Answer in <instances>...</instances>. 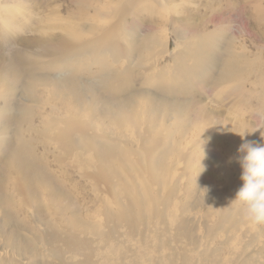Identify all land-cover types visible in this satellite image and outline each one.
Returning a JSON list of instances; mask_svg holds the SVG:
<instances>
[{
  "label": "rangeland",
  "instance_id": "obj_1",
  "mask_svg": "<svg viewBox=\"0 0 264 264\" xmlns=\"http://www.w3.org/2000/svg\"><path fill=\"white\" fill-rule=\"evenodd\" d=\"M162 1L152 0L142 7L128 9L129 13H121L118 9L121 3L125 5V0H0V183L9 189L0 191V264H67L59 261L53 250L62 251L64 261L71 252H79L74 264H264V224H249L253 233H262L258 237L239 232L236 239L221 243L210 238L209 244L216 249L205 256H200L193 239L178 235L175 228L178 215L191 214L200 223L195 224L196 231L189 225L187 231L206 236L210 218L218 206L229 201L232 191L223 179L222 161L213 166L214 151L239 155L238 149L245 141L264 145V97L259 96L264 91V78L253 75L260 66L264 72V0H173L174 5H165L160 11ZM103 7L116 10L101 20L95 10ZM93 24L101 29L92 32ZM186 24L200 33L205 29L209 36L219 39L216 54L225 53L223 49L229 47L239 54V62L250 60L243 66L248 69L249 81L227 84L224 88L216 86L218 70L213 68L207 71L205 82L191 81L185 90H178L174 99L184 96L182 91L189 92L185 96L192 102L190 115L201 111L191 124L188 118L182 119L188 130L183 139H178V147L192 153L182 161L190 173L177 172L180 177L173 182L172 190L166 189L163 205H154L146 199L149 201L146 207L142 202L138 212L144 217L140 223L135 226L117 223L112 214L118 206L134 203V197L121 192L124 190L118 177L114 180L118 182L115 187L101 176L98 167L102 163L94 151L80 149L66 154L49 136L43 135L42 129L45 130V123L60 124L72 114L78 115V128L73 135L78 129L82 133L84 129L79 127L88 118L93 126L114 132L106 124L100 125L99 113L93 117L86 114L92 106L101 109L109 95L101 85V68L106 65L110 72L116 69L122 72L130 67L134 80L131 89L147 88L153 76L172 74L176 53L183 52L185 45V39L179 38L177 32ZM110 28L117 31L111 41L121 45L117 51L123 57H126L124 45L130 44L129 36L133 39L131 49L133 44L140 46L147 39L159 41L155 54L148 50L151 53L145 51L142 57L135 52L130 63L127 58L119 64L111 62L106 49L99 56L78 54L83 44L94 41ZM187 36L192 40L193 34ZM222 37H230L234 42L228 43ZM165 41H168L166 52L162 45ZM99 57L104 62L101 65ZM16 72L21 75L14 92L2 95L5 79H12ZM65 78H74L75 83ZM29 81L36 86L31 94L24 91ZM88 87L93 90L88 91ZM233 88L244 90L243 96L228 94ZM250 92L258 96L251 99L247 96ZM144 104V112L150 114V106ZM195 123L198 124L193 127ZM178 124L169 121L167 130L174 131L172 135L180 133ZM131 129L130 137L140 133L139 128ZM88 134L92 136L94 131L88 130ZM200 137L202 141H212L213 147L210 163L202 170L196 159L198 151L194 149ZM21 147L30 152L32 164L13 161ZM24 170L27 174L22 173ZM32 176L37 180H32ZM16 180L30 186L37 197L26 203L20 200L13 189ZM137 182V186L142 184L141 180ZM151 188L163 193L158 186L152 184ZM138 191L142 199L146 198L144 190ZM175 209L181 212L172 213ZM97 220L103 225L100 241L92 235L97 229L93 222ZM73 224L80 229L76 237L80 249L69 244Z\"/></svg>",
  "mask_w": 264,
  "mask_h": 264
},
{
  "label": "bare ground",
  "instance_id": "obj_2",
  "mask_svg": "<svg viewBox=\"0 0 264 264\" xmlns=\"http://www.w3.org/2000/svg\"><path fill=\"white\" fill-rule=\"evenodd\" d=\"M151 1L152 0H125V5H122L121 3V7L118 9V12L121 11V13H129L130 10L128 9L142 7L145 3H150ZM162 2L163 3L160 4L161 6L159 7L160 11L163 10L165 5L170 6L175 3L173 0H163ZM117 7L118 4L116 3V7L114 8L117 9ZM116 9L110 10L109 8H106L105 10L103 7L100 9L96 8L95 12L101 20H105L107 17L104 15L107 16L109 13H112L113 15V11ZM115 15L119 14L117 13ZM94 25L95 24L91 26L92 28L94 27L92 32H98L101 29L100 27L98 28L100 25L96 24L98 25L97 27ZM119 26L123 28L121 24H119ZM113 30L114 29L112 28L103 30L102 36L98 38L96 36L94 41L90 40L91 42L88 44H83L82 48H79L82 51L78 54L83 55L84 53H90L92 55L96 54L99 56L101 55V51L106 49L110 52V59L113 64L123 63V60H128V62L133 60L135 52L142 55V57L144 54L143 52L148 50H153V53L155 54L159 41L153 42L147 39L144 40V44L140 46L136 45L134 47L133 44L131 49L130 44L133 43V39L131 38L132 36H129L128 42L130 44L124 45L126 57H123L117 51L121 45L118 43L113 44L111 41L112 36L117 34V31ZM246 30L251 33L248 27H246ZM89 31L91 32V29ZM164 32V34H166L167 29H164ZM187 34H193L192 40H188ZM177 35L179 38L185 39V45L183 52L178 54L176 53L172 74L167 75V73L163 72L164 75L162 76H153L148 81L147 88H143L139 91L131 89L132 87L130 86L134 80L132 79L131 72L133 69L131 68L130 70V67L124 69L122 72L119 71L120 69L110 72L106 65L101 68V71L99 72L101 85L107 88L106 92L109 95L103 100L101 109H97L96 106H92V108L87 110L86 114H90V116L93 117L96 113H99L100 125L104 126L106 124L107 128H111L114 132H107V129H102L99 125L93 126L94 123L89 121L91 118H88V121H86L87 123L80 122V124L84 123L79 127L84 129L82 133H80V129H78L75 132V135H73L74 131L78 128L76 124L78 121V115L72 114H69L66 120H63V123L61 122L60 124H54L48 120L50 123H45V130L42 129L43 135L46 137L49 136V140L55 141L60 149L66 154L80 149L94 151L96 157L102 163L101 166L98 167L101 169V176L104 175L107 180L111 182L110 185L115 187L118 186V182H115L114 180L118 177L120 186L123 187L124 190L121 192L127 196L132 195L134 197V203L129 206H118L117 210L112 214L111 218L117 223L125 222L132 226L140 223L144 217V214H139L138 212L142 202L146 207H149V201L146 199L151 200V203L154 205H163V201L165 200L163 195L166 193V189L172 190L173 182H176L182 173L183 175H188L190 173V171H187V165H184L182 161L189 158L192 153H188L184 149L179 148L178 139H183L186 135L185 131L188 130V124L185 121L182 122V119L188 118L187 121H190L191 124L192 120L194 122V120L199 117L201 111H199L198 115H190L189 108H191L192 102L187 96H185L189 92L182 91V95L184 96H178V99H174V96L178 95V90H185V85L191 81L205 82L207 71H211L213 68H215L216 72L218 70V74L215 77L216 81L214 82L216 86H222L224 88L227 84H237L238 81H249V77L246 76L248 69L243 66L244 64L249 63L250 60L244 59L239 62V60H237L239 54H235L236 50L229 47L223 49L225 53L216 54V49L220 47V40H215V38L209 36L205 29L202 30V33H200L198 30L193 29L191 25L186 24V26L179 28ZM167 38L168 37H166V40ZM222 38L227 40L228 43H231L232 41L234 42V39L230 37L227 39L225 37ZM162 45L164 52H166L168 49V41H165ZM185 50H188V52H185ZM148 53H151V51H148ZM163 53H161V55ZM72 55L74 56L75 54ZM71 56L69 55L68 57L70 58ZM98 63L101 65L104 62L100 58ZM261 68L262 67L260 66L256 71L257 75L253 74L256 78L257 76L261 79L264 78V72ZM110 73L112 76L111 78ZM20 75V73L16 72L14 77H11L12 79H5L3 83L5 91L2 95L9 93L12 94L14 92ZM249 75H251V73ZM74 78L65 79L71 84H74ZM125 84L129 85L126 87L124 86ZM25 85L24 91H30V94L33 92L32 89L36 87L33 81H29ZM87 90L91 92L93 88L88 87ZM151 90L154 92H150ZM243 92L244 90L241 88H233V90L228 94L243 96ZM128 94L129 96L125 97ZM247 96L252 99L258 96V93L256 94L250 92ZM259 96L264 97V91ZM122 97H125V99ZM142 101L146 102L147 106H150V114L144 112L145 104ZM169 121H172L175 124L179 123L177 127L181 130L180 133L172 135L174 131L170 133L169 130H167V123ZM197 124L198 123H195L193 127L197 126ZM131 128L140 129V133L137 132L134 138L130 137V134L133 133ZM88 130L94 131V134H92V136L89 135ZM201 139L202 137L199 138V142L196 143L194 149L198 151L196 159L201 163L202 170L206 169L210 163L209 153L213 147L211 146L212 141L203 140V142ZM202 142L207 143V147H204L201 144ZM30 156V152L24 147H21L19 152L14 154L15 159L13 161L21 160L20 164L23 165L26 161L32 164V162L29 161L31 160ZM213 156L214 167L220 161L223 163V166H220L222 169L221 173L226 184L230 187V191H232L228 196L230 198L229 201L220 207L218 206L215 215L210 218L211 220L208 225L209 228L207 229L206 236L201 235L200 233L195 234L194 232L193 234L187 231L188 225L193 226L194 231H196V226L200 223L199 218L191 216V214L181 213L175 220L177 234L193 239V241L198 245L197 250H199L198 253H200V256L208 255L216 249L209 244L210 238L214 240L217 238L218 242L221 243L228 239H236L237 233L239 232L248 233L252 237H258L262 234L256 232L253 233L252 231L254 230L250 227V222H246L242 218L239 206L236 204H230V201L235 199L236 191L242 186V181L240 180L242 169L239 163H237L234 159L238 155L232 154V152H225L224 155H222L219 152L214 151ZM27 172L28 171L24 170L22 173L27 174ZM29 172L32 173L31 167ZM177 172L180 175H178ZM33 177L34 176H32V180H37L35 179L36 175L34 179ZM140 180L142 184L137 186V184H139L137 181ZM29 183L31 184V182ZM23 184L24 183L16 180L13 189L20 196V200L25 203L27 201L30 202V199L37 196L33 193V189L30 186H24ZM152 184L154 186H158L163 193L160 194L155 190L154 193L151 188ZM139 188L144 190V196L146 198L142 199L140 197V193L138 191ZM8 190L9 189L7 188L4 189L3 183H0L1 192H9ZM38 191L40 192V190ZM173 212L178 214L181 210L175 209L172 213ZM99 221L100 220L93 222V225L97 227V229L96 232L92 233V235L100 241L102 240L104 232L102 228L103 225ZM195 224L197 225L195 226ZM70 228L72 235L68 238L69 244L74 248L80 249V241L77 239V234L80 229H78L75 224L71 225ZM52 238L53 237L51 236V239ZM66 238L65 243L67 244ZM87 239L90 242L92 241V239ZM53 254L58 256L59 261L67 264H74L76 262V258L79 256V252H71L64 261V258L62 259L64 256L62 251L53 250ZM247 264L251 263L247 262Z\"/></svg>",
  "mask_w": 264,
  "mask_h": 264
},
{
  "label": "clouds",
  "instance_id": "obj_3",
  "mask_svg": "<svg viewBox=\"0 0 264 264\" xmlns=\"http://www.w3.org/2000/svg\"><path fill=\"white\" fill-rule=\"evenodd\" d=\"M243 139V135H241ZM235 157L242 174V186L230 204L239 206L242 218L253 224H264V145L245 141Z\"/></svg>",
  "mask_w": 264,
  "mask_h": 264
}]
</instances>
